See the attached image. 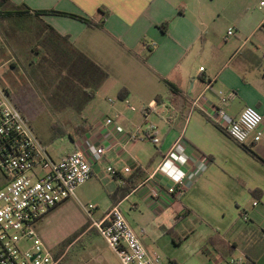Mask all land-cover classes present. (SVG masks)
Masks as SVG:
<instances>
[{"label":"crops","instance_id":"crops-1","mask_svg":"<svg viewBox=\"0 0 264 264\" xmlns=\"http://www.w3.org/2000/svg\"><path fill=\"white\" fill-rule=\"evenodd\" d=\"M210 1L212 7H204V0H0V43L3 34L15 49L26 43L31 63L35 50L49 46L56 34L65 36L107 73L101 87L116 95L125 88L119 99L127 105L113 106L115 114L106 116L113 125L105 118L93 126L83 118L90 129L70 137L69 147L57 156L90 142L104 146L102 159L91 165V177H104L111 166L118 173L111 175L109 187L127 178L136 182L114 205L134 198L131 208L141 204L155 217H168L184 239L197 235L186 218L197 220L207 227L201 239L207 242L202 246L207 259L214 236L219 246L233 243L225 257L264 264V5L259 4L264 0H246L236 10ZM72 15L94 22L103 17V23L89 26ZM229 28L233 34H227ZM219 92L230 95L225 110L231 117L245 105L261 112L259 141L237 143L215 121ZM200 96L202 103H195ZM131 99L140 104V125L133 124ZM153 114L158 120H151ZM149 123L156 127L157 144L141 136L129 140L115 130L116 125L132 130ZM153 172L155 180L184 176L165 207L148 198ZM137 234L154 252L142 241L144 228ZM92 256L86 252L82 264Z\"/></svg>","mask_w":264,"mask_h":264},{"label":"built area","instance_id":"built-area-1","mask_svg":"<svg viewBox=\"0 0 264 264\" xmlns=\"http://www.w3.org/2000/svg\"><path fill=\"white\" fill-rule=\"evenodd\" d=\"M227 34H233V29L229 28ZM229 98V94L219 92L215 121L237 143L259 141L263 136L261 112L245 105L237 117H231L225 110ZM203 99L200 96L195 103H202ZM105 124L113 125V119L106 118ZM155 129L151 123L134 130L115 126L116 132L129 140L141 136L157 144L160 138ZM104 153V146L90 142L57 158L51 157L27 119L12 103L7 89L0 85V264L58 263L39 237L37 225L46 212L75 196L76 189L91 178L92 163L100 161ZM129 170V167L123 168L124 172ZM107 171L111 175L118 173L111 166ZM154 175L153 172L149 176L152 182L147 187L148 198L155 206L165 207L184 182V176L155 180ZM95 207L87 203L83 209L121 264L161 263L158 253L145 249L118 205L112 206L100 219L93 218ZM243 218L247 219L246 215ZM206 254L209 264H258L244 256L224 258L210 248L206 249Z\"/></svg>","mask_w":264,"mask_h":264},{"label":"rangeland","instance_id":"rangeland-1","mask_svg":"<svg viewBox=\"0 0 264 264\" xmlns=\"http://www.w3.org/2000/svg\"><path fill=\"white\" fill-rule=\"evenodd\" d=\"M245 2L246 0H215L219 7L228 6L233 10L239 9L241 3ZM203 3L204 7H212L214 4L210 0H204ZM259 4L263 7L264 1ZM2 40L4 41L0 43V85L7 89L12 103L27 119L51 157L56 158L71 144L70 137L76 136L72 129L73 123L85 118L93 126H97L107 115L115 114L113 106L127 105L116 93L101 85L95 89L91 98L83 101L87 89L77 80L70 82L68 79L58 86L59 79L55 74L59 73L58 68L62 69L61 63L57 61L42 63V59L39 60V57L32 54L34 63L31 64L29 45L24 43L22 49H15L11 39L5 34L2 35ZM11 58L15 59L14 63L8 62ZM62 77H67V69L62 73ZM130 104L136 109L132 118L133 124L140 125L143 122L140 117L142 115L140 104L135 99H131ZM54 120L59 121L72 136L55 137L50 128V123ZM151 120H158L156 114H153ZM142 126L145 124L143 123ZM123 127L125 130H131ZM103 176L91 177L76 189L74 197L64 200L44 214L37 225V231L47 249H54L59 241L90 220L83 209L87 203L96 206L93 210V218L98 219L105 213L116 187L108 186L112 180L110 172L104 171ZM132 199L134 198L124 201L119 209L135 231L144 228L145 235L142 241L148 249L160 255V264L209 263L202 249L207 242L201 241L207 233V227L197 220L186 218L197 235H190L184 239L178 226L170 224L168 217H155L141 204L137 208H131L129 203ZM181 215L183 216V212ZM90 226L94 227L92 221ZM26 245L29 246V243L27 242ZM77 246L78 244H73L69 247L62 264L87 262L82 256L88 251H92L93 256L86 264H121L100 235L93 234L90 243L83 250H79Z\"/></svg>","mask_w":264,"mask_h":264},{"label":"trees","instance_id":"trees-1","mask_svg":"<svg viewBox=\"0 0 264 264\" xmlns=\"http://www.w3.org/2000/svg\"><path fill=\"white\" fill-rule=\"evenodd\" d=\"M73 17L86 22L89 26H101L103 23V17L98 22H94L91 19L79 15H72ZM56 39H50L49 46H43L39 51L35 50L39 60L42 59V63L47 62H59L62 64V69H59L56 77L58 80V86L64 81L73 82L77 80L80 84L86 87V92L83 97V101L91 98L95 92V89L100 85V83L107 77V73L93 60H91L87 55L77 49L72 43H70L65 36L56 34ZM34 61L31 62L33 64ZM67 69V77H62V73ZM52 81V80H51ZM57 86V88H58ZM125 88L121 87L118 91V98L122 99V91ZM158 99V96H155ZM91 125L85 120H79L72 124V129L77 136L83 135L86 131L90 129ZM50 128L55 137H64L66 135L72 136L70 132L57 120L50 123ZM246 150L255 155L254 152L246 147ZM136 182L130 178H127L123 184L117 185L114 192L111 194V204L114 205L118 203L121 199L125 198L132 190L135 188ZM91 221L88 220L77 230L64 237L59 241L54 249H50L51 254L54 259L58 260L57 264H62L65 260L69 247L73 244H78V249L83 250L90 243L93 234L100 235L95 227L90 226ZM214 240L216 237L213 236L209 239V242L222 257L230 255L234 250V245L228 243H222L217 245Z\"/></svg>","mask_w":264,"mask_h":264}]
</instances>
